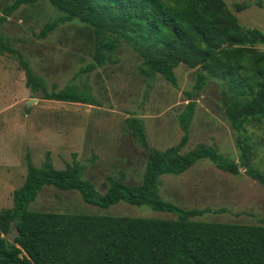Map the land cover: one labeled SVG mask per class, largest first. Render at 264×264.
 Instances as JSON below:
<instances>
[{"label":"trees","instance_id":"16d2710c","mask_svg":"<svg viewBox=\"0 0 264 264\" xmlns=\"http://www.w3.org/2000/svg\"><path fill=\"white\" fill-rule=\"evenodd\" d=\"M27 1L14 0L3 15ZM48 1L62 15L45 24L41 36L74 18L93 27L94 60L85 70L103 65L121 39L140 56L139 70L144 74L159 73L176 85L174 68L183 63L200 68L195 89L207 75L222 81V105L236 132L239 160L223 156L214 145L199 144L182 151L194 100L178 115L183 131L179 141L149 153L136 184L107 176V187L100 192L84 177V168L74 155L60 169L49 161L38 168L28 160L25 180L13 190L12 206L0 208V264H264V225L196 219L207 209L180 207L161 198L158 191L162 175L181 174L202 158L231 174L243 167L264 186V172L251 164L253 152L246 129L251 122H264V52L255 46L264 45V33L239 24L223 0ZM0 52L18 56L26 86L32 92L40 90L43 98L84 102L90 97L72 86L47 92L43 80L33 74L18 50L5 43L1 33ZM129 124L138 144L149 150L140 121L130 118ZM46 185L76 190L83 201L100 208L119 201L146 204L175 218L29 209L28 204ZM11 234H15L12 242Z\"/></svg>","mask_w":264,"mask_h":264},{"label":"rangeland","instance_id":"374dc122","mask_svg":"<svg viewBox=\"0 0 264 264\" xmlns=\"http://www.w3.org/2000/svg\"><path fill=\"white\" fill-rule=\"evenodd\" d=\"M13 1L0 0V33L5 43L22 54L47 92L72 86L90 97L84 102L43 98L40 90L32 92L26 86L18 56L0 52V208L12 206L13 190L23 184L28 160L38 168L49 161L60 169L71 163L74 155L84 168V177L100 192L107 187V176L138 183L148 154L181 138L178 115L189 100L196 104L182 151L199 144L214 145L223 156L239 160L236 132L222 105V81L207 75L204 84L195 89L200 68L183 63L174 68L176 85L159 73L144 74L139 70L140 56L121 39L103 65L85 70L94 60L92 26L74 18L41 36L45 24L62 12L48 0H30L3 15V9ZM223 2L239 24L264 33V0ZM255 46L264 52V45ZM189 93L193 95L189 97ZM130 118L140 121L149 150L133 136ZM246 129L252 145L251 164L264 172V122H251ZM158 191L161 198L180 207L207 209L196 219L264 225V186L243 167L231 174L202 158L181 174L162 175ZM28 207L175 218L173 213L146 204L119 201L100 208L83 201L76 190L53 185L42 187Z\"/></svg>","mask_w":264,"mask_h":264},{"label":"water","instance_id":"95a60500","mask_svg":"<svg viewBox=\"0 0 264 264\" xmlns=\"http://www.w3.org/2000/svg\"><path fill=\"white\" fill-rule=\"evenodd\" d=\"M14 237H15V234H11L8 239L12 242L14 240Z\"/></svg>","mask_w":264,"mask_h":264}]
</instances>
